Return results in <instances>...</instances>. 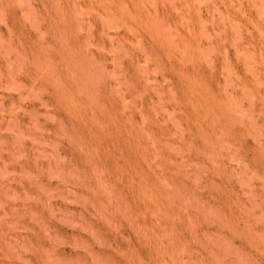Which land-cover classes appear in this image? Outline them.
<instances>
[{
  "label": "rangeland",
  "instance_id": "rangeland-1",
  "mask_svg": "<svg viewBox=\"0 0 264 264\" xmlns=\"http://www.w3.org/2000/svg\"><path fill=\"white\" fill-rule=\"evenodd\" d=\"M0 264H264V0H0Z\"/></svg>",
  "mask_w": 264,
  "mask_h": 264
}]
</instances>
